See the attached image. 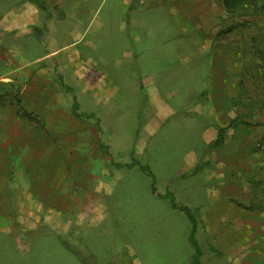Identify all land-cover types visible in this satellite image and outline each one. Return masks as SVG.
I'll list each match as a JSON object with an SVG mask.
<instances>
[{
	"label": "rangeland",
	"instance_id": "rangeland-1",
	"mask_svg": "<svg viewBox=\"0 0 264 264\" xmlns=\"http://www.w3.org/2000/svg\"><path fill=\"white\" fill-rule=\"evenodd\" d=\"M172 3L60 0L49 62L98 151L55 169L64 209L36 198L5 222L0 207V264H264V223H233L264 190L230 210L214 175L234 150L264 167V0L189 19Z\"/></svg>",
	"mask_w": 264,
	"mask_h": 264
},
{
	"label": "crops",
	"instance_id": "crops-1",
	"mask_svg": "<svg viewBox=\"0 0 264 264\" xmlns=\"http://www.w3.org/2000/svg\"><path fill=\"white\" fill-rule=\"evenodd\" d=\"M59 2L6 0L4 4L0 0V207L4 209L5 222L11 221L16 207L20 210L18 220L23 221V215L36 198L44 206L57 202L54 206L64 209L68 204L47 186L48 182L61 181L62 169L66 172L65 168L59 172L55 169L69 165L80 168V154L89 149L88 143L93 142L89 151H98L94 145L95 130L91 128V133L76 112L67 113L69 109L64 102L70 97V89L61 82L60 72L54 70L57 63L49 62L56 52L49 50L52 43L49 27L57 20L53 13ZM172 5L186 19L190 13H219L224 7L222 0H173ZM250 154L262 158L256 152ZM220 157L224 160L214 171L219 180L220 198L230 210L246 209V201L254 194L249 190H264L262 163L257 162L253 167L258 173H250L247 162L231 160L243 158L242 152L234 150ZM38 174L44 183L36 182ZM62 182L66 186L65 180ZM247 211L246 220L240 214L233 222L240 236L244 230L257 229V222L264 223V202L255 213ZM236 244H231L228 250L232 253L237 250L241 259L242 245L237 248Z\"/></svg>",
	"mask_w": 264,
	"mask_h": 264
},
{
	"label": "trees",
	"instance_id": "trees-1",
	"mask_svg": "<svg viewBox=\"0 0 264 264\" xmlns=\"http://www.w3.org/2000/svg\"><path fill=\"white\" fill-rule=\"evenodd\" d=\"M242 2V0H222V4L225 8L226 11H232L238 4H240ZM73 110H76L75 108H73ZM75 112V111H74ZM219 144V142L217 143V145ZM173 206V204H172ZM191 222H192V230H191V237H193L194 233H193V229H194V222L193 220L190 218Z\"/></svg>",
	"mask_w": 264,
	"mask_h": 264
},
{
	"label": "built area",
	"instance_id": "built-area-1",
	"mask_svg": "<svg viewBox=\"0 0 264 264\" xmlns=\"http://www.w3.org/2000/svg\"><path fill=\"white\" fill-rule=\"evenodd\" d=\"M0 100H1V96H0Z\"/></svg>",
	"mask_w": 264,
	"mask_h": 264
}]
</instances>
